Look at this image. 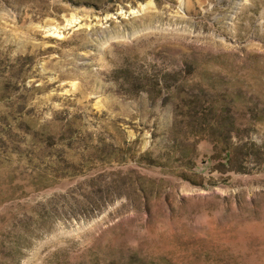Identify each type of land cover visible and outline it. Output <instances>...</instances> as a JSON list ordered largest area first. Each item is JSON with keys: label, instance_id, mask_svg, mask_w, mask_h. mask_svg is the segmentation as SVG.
<instances>
[{"label": "rangeland", "instance_id": "374dc122", "mask_svg": "<svg viewBox=\"0 0 264 264\" xmlns=\"http://www.w3.org/2000/svg\"><path fill=\"white\" fill-rule=\"evenodd\" d=\"M0 264H264V0H0Z\"/></svg>", "mask_w": 264, "mask_h": 264}]
</instances>
